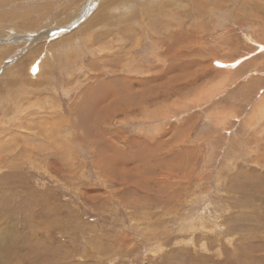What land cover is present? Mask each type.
<instances>
[{
	"label": "rangeland",
	"instance_id": "rangeland-1",
	"mask_svg": "<svg viewBox=\"0 0 264 264\" xmlns=\"http://www.w3.org/2000/svg\"><path fill=\"white\" fill-rule=\"evenodd\" d=\"M0 264H264V0H0Z\"/></svg>",
	"mask_w": 264,
	"mask_h": 264
},
{
	"label": "bare ground",
	"instance_id": "bare-ground-1",
	"mask_svg": "<svg viewBox=\"0 0 264 264\" xmlns=\"http://www.w3.org/2000/svg\"><path fill=\"white\" fill-rule=\"evenodd\" d=\"M123 3H125V2H123ZM125 6V5H124ZM169 6V5H168ZM202 11V10H201ZM150 12V11H149ZM147 28V27H146ZM137 85H138V83H137ZM136 85V86H137ZM154 85V84H153ZM156 85H157V83H156ZM143 86V85H142ZM131 88V87H130ZM138 90V89H137ZM126 94V93H125ZM110 96V95H109ZM107 101H108V98H107ZM110 101V100H109ZM106 103V102H105Z\"/></svg>",
	"mask_w": 264,
	"mask_h": 264
}]
</instances>
